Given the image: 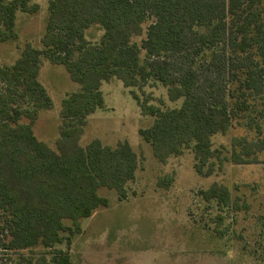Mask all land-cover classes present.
Wrapping results in <instances>:
<instances>
[{"label":"trees","instance_id":"1","mask_svg":"<svg viewBox=\"0 0 264 264\" xmlns=\"http://www.w3.org/2000/svg\"><path fill=\"white\" fill-rule=\"evenodd\" d=\"M38 10L32 0H0V43L17 41V12ZM92 27L102 32L96 42L85 36ZM43 58L78 86L60 102L54 148L32 129L53 106L39 81ZM113 79L152 119L138 135L158 163L189 151L205 179L227 160L264 165V0H48L40 48L25 43L11 65L0 66V249L20 256L9 262L71 264L58 247L108 206L99 189L127 198L142 155L126 141L80 144L88 116L104 108L102 84ZM157 84L177 107L150 103L143 88ZM236 127L247 134L230 138L227 157L212 139ZM172 183L160 178L157 187ZM198 195L216 209L219 227L250 208L219 182Z\"/></svg>","mask_w":264,"mask_h":264},{"label":"rangeland","instance_id":"2","mask_svg":"<svg viewBox=\"0 0 264 264\" xmlns=\"http://www.w3.org/2000/svg\"><path fill=\"white\" fill-rule=\"evenodd\" d=\"M48 0H32L39 6L36 14L16 13L15 42L0 43V66L11 65L23 45L30 43L40 48V38L47 18ZM102 32L92 27L85 36L96 42ZM138 42V40H137ZM39 81L52 100V108L39 113L33 124V133L51 148L58 137L60 102L78 86L70 81L65 69L50 64L43 58ZM104 108L88 116L81 146L92 140L115 146L126 141L142 155L134 180L126 185L127 198L117 199L113 190L100 188V196L108 200L106 208L96 209L92 216L82 220V233L70 244L58 249L68 252L71 264H264V165H233L224 163L218 175L201 178L194 173L193 158L189 151L160 164L153 157L148 144L141 141L138 130L147 128L152 119L142 117L135 100L122 83L113 79L100 89ZM145 94L164 101L163 109L177 107L166 100L160 86H145ZM247 134L240 127L224 136L212 139L214 148H224L229 156L230 138ZM172 177L168 189L157 187L160 178ZM226 185L233 197L246 198L250 208L225 218L221 227L216 225V209L202 202L199 191L211 183ZM227 227L226 234L217 231ZM20 259L0 249V263L11 264Z\"/></svg>","mask_w":264,"mask_h":264}]
</instances>
